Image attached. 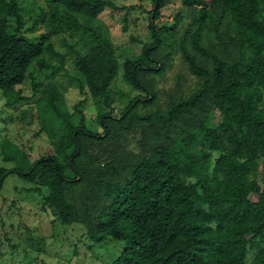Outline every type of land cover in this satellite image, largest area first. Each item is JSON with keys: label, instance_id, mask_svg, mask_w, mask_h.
I'll use <instances>...</instances> for the list:
<instances>
[{"label": "trees", "instance_id": "1", "mask_svg": "<svg viewBox=\"0 0 264 264\" xmlns=\"http://www.w3.org/2000/svg\"><path fill=\"white\" fill-rule=\"evenodd\" d=\"M147 1L151 40L121 65L98 21L106 9L116 8L109 0H42L45 7L31 12L28 29H46L38 41L22 35L26 8L21 1L0 0L5 106L32 99L16 89L29 80L38 98L27 123L36 119L37 134L51 141V152L35 161L22 152L8 153L12 146L2 141V160L14 163L19 156L22 163L0 168V190L12 174L36 193L46 190L44 206L55 234L62 235L81 217L67 195L89 178L82 215L88 241L79 246L88 250L123 242L108 264H264V0H180L173 23L181 22L184 12L196 27L181 35L176 48L175 25H155L166 0ZM222 19L232 27L236 57L231 60L201 43L210 24L220 40L216 28ZM59 34L76 37L70 44L62 40L75 58L72 71L66 56L54 49L51 37ZM78 40L83 50L76 48ZM177 57L196 87L182 95L177 82L164 112H143L157 103L158 79L166 78ZM35 71L47 78L63 72L84 98L74 113L56 84L43 87L34 80ZM119 76L136 95L115 113L112 87ZM88 100L102 133L84 123L80 108ZM184 119L196 121L180 127ZM130 134L138 136L136 154L124 146ZM101 145L108 151L89 152ZM85 158L94 163L92 171L83 168ZM106 158L110 164L100 163ZM74 254L79 256L77 250Z\"/></svg>", "mask_w": 264, "mask_h": 264}, {"label": "rangeland", "instance_id": "2", "mask_svg": "<svg viewBox=\"0 0 264 264\" xmlns=\"http://www.w3.org/2000/svg\"><path fill=\"white\" fill-rule=\"evenodd\" d=\"M20 1V4L26 8V14L24 15L25 26L22 30V35L27 40L38 41L39 36L47 32L43 26L39 25H37L33 32L28 30L34 18V16L31 17V12H38L39 7L44 8L45 5L42 0ZM109 1L116 8L114 10L106 9L100 15L98 21L102 26V30L107 31L115 55L122 65L127 58L138 55L142 47L150 42L151 37L148 26L149 13L152 6L147 0ZM180 10V0H166L165 6L159 11L161 17L155 22L156 27L175 25V30L177 31L174 40L175 48L178 46L176 41L180 40L181 35L189 29L192 32L196 27L191 20V15L189 14V17H186L184 12L181 13L183 17L182 21L173 23L175 14ZM217 13L218 11L213 13V15L215 16ZM10 22L13 24V21L10 20ZM216 29L220 40L214 38L215 32L213 26L210 24L207 31L203 34L201 43L206 49H211V52L219 55L222 59L231 60L232 57L235 58L236 47L231 40V25L226 19H222ZM63 39L70 44L76 41V37L69 36L68 34L53 35L51 37L55 51L66 56L67 62L65 66L72 71L73 67H75V58L68 50L67 45L65 46L62 43ZM77 43L76 48L83 50V42L78 40ZM187 44L188 42L184 45L187 46ZM174 59L175 56L173 61ZM51 63L57 64V60L52 59ZM62 75L63 72H60L54 78H47L43 72L35 71L34 80L42 83L43 87L48 84H56L65 98L69 112L74 113V107L84 98L82 93L78 89L72 88L69 85L68 79L62 77ZM158 81L157 103L142 110L143 112L159 110L164 112L170 102V93H173L172 89L176 86L177 82L182 88V95H189L196 87L195 78L190 76L188 71L180 65L178 57L174 64L172 62V68L166 74V78L158 79ZM155 85L156 83L154 82ZM16 89L21 90L24 97H32V99L21 101L13 108H7L0 92V143L6 141L11 144L12 150H7L8 153L16 154L22 152L29 161H35L51 152V141L44 134H37L39 124L36 119L33 118L30 124L27 123L30 113H35L36 107L34 106V102L38 98V96H32L31 82L26 80ZM112 89L115 100L113 105L114 111L115 113H119L136 93L121 80V76L113 84ZM80 111L82 112V116H84V123L87 129L102 133V130L98 129L96 124L97 110L89 100L80 108ZM205 113L202 109L198 112L201 117ZM75 117V120L79 121L81 116ZM195 121V119H184L183 122L179 123V126L188 128ZM174 136H178V131ZM137 139L138 136L136 134H130L126 136L124 145L128 151L135 152V154L140 151ZM108 147L110 148L111 145ZM97 150L108 151L104 148V145H101L91 148L89 152L94 155L98 153ZM18 158L19 156L14 163L12 161L4 162L0 147V168L11 170L15 164L19 167L22 160ZM103 160L104 162L100 161V163H111L106 162L108 158ZM80 162L83 168L86 167L90 171L94 168V163L91 165L92 160L90 159L85 158ZM89 184L90 179L86 178L82 185L77 186V188H74L67 195V200L77 206L76 210H78L79 216H81L79 223L68 228L64 234L56 235L52 217L43 203V195H47L48 192L44 190L42 191V195L36 193L32 191L34 189L32 184L21 180L15 174L9 175L0 190V264H108V262L115 259L119 249L121 250L123 247V242L111 240L107 243L93 246L88 250L86 248L82 249L79 246L80 244H86L88 241L87 238L83 237V234L85 235V218L82 215L84 213L83 196L89 190ZM251 200L256 201V198L251 197ZM74 250L79 252L78 257L74 254Z\"/></svg>", "mask_w": 264, "mask_h": 264}]
</instances>
